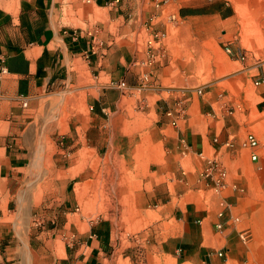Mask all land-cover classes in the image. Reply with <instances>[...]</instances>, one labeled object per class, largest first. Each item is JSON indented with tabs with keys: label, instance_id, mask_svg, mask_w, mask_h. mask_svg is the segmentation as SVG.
Wrapping results in <instances>:
<instances>
[{
	"label": "rangeland",
	"instance_id": "374dc122",
	"mask_svg": "<svg viewBox=\"0 0 264 264\" xmlns=\"http://www.w3.org/2000/svg\"><path fill=\"white\" fill-rule=\"evenodd\" d=\"M53 15L127 77L126 88H111L76 63L78 78L47 89L24 111L36 151L48 153L33 166L69 167L74 217L85 219L81 231L102 238L101 264H202L176 257L170 235L181 209L215 221L221 196L230 205L225 230L205 233L226 252L216 264H264V0H55ZM101 94L119 99L95 119ZM168 108L202 140L201 155L179 153ZM87 131L96 147L84 143ZM248 133L258 140L254 149ZM73 136L82 149L58 152Z\"/></svg>",
	"mask_w": 264,
	"mask_h": 264
},
{
	"label": "crops",
	"instance_id": "0c3cea01",
	"mask_svg": "<svg viewBox=\"0 0 264 264\" xmlns=\"http://www.w3.org/2000/svg\"><path fill=\"white\" fill-rule=\"evenodd\" d=\"M54 5L55 0H0V264H101L103 259L100 235L81 231L85 219L75 220V197L67 192L69 167L33 166L36 156L46 158L48 153L36 151L34 135L23 126L24 111L47 89L78 78L76 63L85 62L89 75L98 78L127 77L116 59L95 55L81 31L60 25L53 15ZM115 94L97 97L95 119L117 103ZM181 115L173 111L176 124H171L177 128L179 153L202 154V140L180 127ZM78 142L80 138L74 136L61 141L66 148L58 152L69 155L74 146L79 151L83 144L80 147ZM97 142L87 131L84 143L96 147ZM56 173L68 176L54 178ZM45 206L59 209L55 214L47 210L32 214L35 207ZM206 217L196 208L181 209L170 235L176 257L202 264L219 261L215 253L222 247L209 245L205 233L210 228L216 235L222 229L214 231V221L203 223Z\"/></svg>",
	"mask_w": 264,
	"mask_h": 264
},
{
	"label": "built area",
	"instance_id": "2783aa9c",
	"mask_svg": "<svg viewBox=\"0 0 264 264\" xmlns=\"http://www.w3.org/2000/svg\"><path fill=\"white\" fill-rule=\"evenodd\" d=\"M110 86L115 87V88H119V89H123V88L127 87L126 82L122 79L111 81ZM199 91H200V89H199ZM25 104L26 103L23 102V105H25ZM166 115L171 117V124H173V125L176 124V119L173 116V110L172 109L167 110ZM229 144H230V142H228V141L225 143V145H229ZM246 144L248 147L253 148V149L258 145V140L253 133H248L246 135ZM200 155H201V153H200ZM249 158L251 161H256L258 159L257 152L255 150L251 151L249 154ZM222 186L223 187L225 186L224 183H222ZM218 206H219V209L216 213L217 218L213 223H214L215 229L220 230V229H222V226H223V222L221 221V219H222L225 211L229 209V205L227 204L226 199L223 196H221L220 199L218 200ZM234 221L235 222L238 221V216L234 217ZM238 235L242 240H245L246 237H248V229H246V228L240 229L238 231ZM215 255L217 258H222L226 255V253H225V250L223 248H220L216 251Z\"/></svg>",
	"mask_w": 264,
	"mask_h": 264
},
{
	"label": "bare ground",
	"instance_id": "6f19581e",
	"mask_svg": "<svg viewBox=\"0 0 264 264\" xmlns=\"http://www.w3.org/2000/svg\"><path fill=\"white\" fill-rule=\"evenodd\" d=\"M256 148V147H255ZM224 216V215H223Z\"/></svg>",
	"mask_w": 264,
	"mask_h": 264
}]
</instances>
